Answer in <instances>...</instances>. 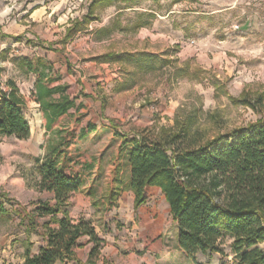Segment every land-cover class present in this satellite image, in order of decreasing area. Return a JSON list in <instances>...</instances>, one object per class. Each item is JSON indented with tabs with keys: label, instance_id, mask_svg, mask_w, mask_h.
I'll use <instances>...</instances> for the list:
<instances>
[{
	"label": "rangeland",
	"instance_id": "obj_1",
	"mask_svg": "<svg viewBox=\"0 0 264 264\" xmlns=\"http://www.w3.org/2000/svg\"><path fill=\"white\" fill-rule=\"evenodd\" d=\"M91 2L0 0V34L7 36L0 39V84L4 90L8 81L19 87L31 127L27 140L0 136L3 184L22 178L31 190L44 157L45 119L31 98L35 76L20 66L25 59L41 58L52 65L47 74L56 82L51 86L67 87L68 96L80 106L82 126L97 128L78 144L81 154L102 159L104 165L117 152V134L155 140L162 129L191 123L198 146L264 119V0L116 1L96 8L95 19L87 23ZM140 24L147 26L138 28ZM98 187L100 201L105 187L102 182ZM0 193L8 196L6 208L22 217L0 222V233L24 232L27 214L40 203L50 204L30 191L13 197ZM163 196L154 198L155 217L165 226L157 238L158 264H191L176 251V231ZM147 204L146 198L141 207L147 212L139 217L141 207H131L121 195L116 207L99 202L94 208L91 203L89 219L75 221L95 223L121 241L131 238L127 229L143 230L145 220L155 219ZM44 222L37 220L32 233L42 237ZM231 247V239L224 237L222 254L197 253L196 258L201 264H238Z\"/></svg>",
	"mask_w": 264,
	"mask_h": 264
},
{
	"label": "trees",
	"instance_id": "obj_2",
	"mask_svg": "<svg viewBox=\"0 0 264 264\" xmlns=\"http://www.w3.org/2000/svg\"><path fill=\"white\" fill-rule=\"evenodd\" d=\"M116 1L132 0H92L87 23L95 19L96 8L108 7ZM146 26L140 24L138 28ZM71 33L69 30L67 35ZM6 37L0 34V39ZM20 66L35 76L31 98L44 116L47 135L33 187L55 197L53 206L40 203L27 214L29 236L37 220H45L42 224L45 244L32 255L28 240L23 264H68L84 236L93 243L89 264H94L103 240L91 222L70 217L67 209L72 195L79 193L89 198L94 208L99 202L113 208L122 193L130 191L135 195L134 207L138 209L145 204L146 190L150 187L160 189L164 195L176 230V246L191 264H201L197 253L222 254L219 245L224 237L231 239L238 264H264L261 248L264 243V119L198 146L192 138L191 123L183 124L178 130L162 129V135L155 140L117 134L121 139L117 152L104 165L102 159L81 154L78 144L97 128L93 124L82 126L77 115L80 106L68 96L67 87L51 86L56 82L47 74L52 65L37 58L25 59ZM57 95L59 98L55 99ZM257 101L261 102L262 97ZM26 106L27 99L15 82L8 81L6 90L0 86V136L21 141L30 138L31 127L24 114ZM101 182L105 196L99 201ZM6 202H9L8 196L0 193V222L19 215L8 210Z\"/></svg>",
	"mask_w": 264,
	"mask_h": 264
},
{
	"label": "crops",
	"instance_id": "obj_3",
	"mask_svg": "<svg viewBox=\"0 0 264 264\" xmlns=\"http://www.w3.org/2000/svg\"><path fill=\"white\" fill-rule=\"evenodd\" d=\"M6 184H8V186ZM6 184H3V178H0V192L7 193L10 197H13L16 192L22 193V191L25 190L38 195L40 199H48L51 206L55 204L54 194L38 192L34 187H32L31 190H26V182L22 178H11L9 183L7 182ZM15 190L16 192H14ZM158 193L162 194L161 190L156 187H150L146 190L147 205L152 207L149 209V216L155 219L149 221L145 220V226L143 227L145 229L143 230H140L137 226H133L130 230L127 229L126 232L131 238L116 241V239L110 238L108 231H105L95 223H92L96 234L101 240H103L101 253L98 258L94 259V264H158L160 260L157 259L159 248V241L157 238L165 231L163 222L155 217L157 215V210L155 207L156 205L154 204V198ZM122 199H126L127 204L133 207L135 201V195L133 192L127 191L122 193ZM81 202L83 203L82 206L80 204ZM69 205L71 206L69 215L74 220H77L79 217L89 219V214L94 213L90 199L79 193L72 195L69 200ZM146 212L147 210L144 207H141L138 210L139 217L142 215L145 216ZM34 236H39V240L35 241L33 239ZM28 240L32 244V255L37 254L40 248L45 244L41 234L35 235L33 233L29 236L26 233V228L24 232L15 235L8 232L0 233V264H23L25 260V252L28 249ZM92 247L93 243L90 241V238L88 236L82 237L78 241V247L75 250L73 259L69 261L68 264H89V253ZM176 251L182 255L178 248Z\"/></svg>",
	"mask_w": 264,
	"mask_h": 264
}]
</instances>
